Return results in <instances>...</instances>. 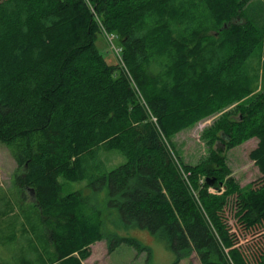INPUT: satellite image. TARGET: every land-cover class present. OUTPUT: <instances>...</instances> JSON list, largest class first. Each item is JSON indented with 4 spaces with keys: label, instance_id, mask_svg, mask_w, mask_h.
I'll list each match as a JSON object with an SVG mask.
<instances>
[{
    "label": "trees",
    "instance_id": "16d2710c",
    "mask_svg": "<svg viewBox=\"0 0 264 264\" xmlns=\"http://www.w3.org/2000/svg\"><path fill=\"white\" fill-rule=\"evenodd\" d=\"M89 1L0 0V141L49 224L50 264H84L104 237L110 251L147 247L105 233L97 202L64 193L61 177L107 187L120 225L149 229L176 252L172 264L194 251L202 264H250L249 236L264 264V88L247 64L264 32L244 15L251 0ZM99 21L118 35L124 64L99 49ZM235 103L202 136L227 148L257 137L261 177L241 186L219 146L196 165L178 157L187 181L165 137ZM103 150L126 161L108 170Z\"/></svg>",
    "mask_w": 264,
    "mask_h": 264
},
{
    "label": "rangeland",
    "instance_id": "374dc122",
    "mask_svg": "<svg viewBox=\"0 0 264 264\" xmlns=\"http://www.w3.org/2000/svg\"><path fill=\"white\" fill-rule=\"evenodd\" d=\"M244 15L264 32V0H251L244 9ZM115 43L118 45L119 41L116 39ZM110 44L108 35L101 28L97 45L109 62L117 63L120 58ZM247 64L250 73L259 78L256 90H263L264 38L248 59ZM140 97L144 103V98ZM235 105L236 103L183 129L171 140L165 137V141L180 165L178 158L180 156L184 163L196 165L208 159L212 151L220 146L221 154L230 168L231 175L241 186H244L261 177L259 167L250 157V152L256 147L258 138L252 137L234 147L227 148L219 142L211 145L202 136L205 129L218 120L223 113L234 110ZM101 157L108 170L126 161L125 156L116 150H103ZM181 169L188 181L189 172L184 170L182 165ZM21 172L22 169L18 168L11 147L0 141V264H50L56 257V253H54L55 247L47 233L49 224L41 218L32 191L30 189L25 191L24 187L17 182V174ZM60 180L64 185V193L80 190L84 197L85 195L89 197L91 202H97V207L102 210L103 217L106 218L108 224L105 233L114 232V239L117 235L134 237L147 246L141 248L121 243L110 251L109 239L104 237L91 244V255L83 261L84 264H172L176 259V252L149 229L137 225H120L118 209L108 208L107 187L95 189L89 185L87 180L69 181L64 177ZM210 191L217 190L210 187ZM226 215L233 226L235 218L230 209L226 210ZM255 239L249 236L248 239L241 241L245 244L243 249L250 264L257 263L255 255L262 245L260 240ZM178 264H202V262L194 251L191 255L182 258Z\"/></svg>",
    "mask_w": 264,
    "mask_h": 264
},
{
    "label": "built area",
    "instance_id": "2783aa9c",
    "mask_svg": "<svg viewBox=\"0 0 264 264\" xmlns=\"http://www.w3.org/2000/svg\"><path fill=\"white\" fill-rule=\"evenodd\" d=\"M89 3L90 1L87 0ZM92 8V6H91ZM99 24H100V27L105 31V33L108 35L109 37V40L111 42V48L118 54L119 58H120V61L122 64H124L123 62V57H122V46L120 44H116L115 43V40L117 39L118 40V35L116 33H113V32H109L106 30V28L103 26V24L99 21ZM136 86V85H135ZM152 120H155V122L157 121V118L155 116H152Z\"/></svg>",
    "mask_w": 264,
    "mask_h": 264
},
{
    "label": "water",
    "instance_id": "95a60500",
    "mask_svg": "<svg viewBox=\"0 0 264 264\" xmlns=\"http://www.w3.org/2000/svg\"><path fill=\"white\" fill-rule=\"evenodd\" d=\"M205 181L208 183V184H210L211 186H213V184H214V182H215V178H212V177H206V179H205ZM32 191V194L33 195H35L34 194V190H31Z\"/></svg>",
    "mask_w": 264,
    "mask_h": 264
}]
</instances>
